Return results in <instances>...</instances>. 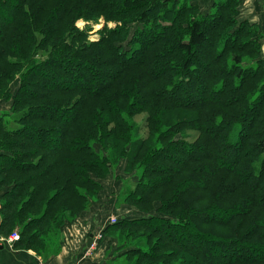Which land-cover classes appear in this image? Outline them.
<instances>
[{"label": "trees", "instance_id": "obj_1", "mask_svg": "<svg viewBox=\"0 0 264 264\" xmlns=\"http://www.w3.org/2000/svg\"><path fill=\"white\" fill-rule=\"evenodd\" d=\"M49 1L8 0L10 10L0 2V29H5L0 30V41L9 33L16 39L10 48L0 44V101L11 95L10 79L22 78L11 120L4 119L11 114L0 115L1 183L10 182L13 173L37 174L9 191L11 200L4 197L13 202L2 205L0 232L25 224L17 247L46 253L57 242L59 220L88 206L90 196L100 188L91 173L111 169L118 152L131 159L134 168L141 152L149 150L146 158L159 165L140 167L142 176L130 193L137 196L133 202L139 206L149 202L143 191L152 195L173 187L163 212L179 217L140 214L111 225L109 229L120 231L145 229L167 241L161 245L158 239L152 249L133 243L128 260L170 264L183 253L187 259L178 264H264V232L260 233L264 231V65L260 60H242L246 48L255 44L249 38L245 41L246 35L256 38L254 27H259L240 19L239 1L217 0L213 7L219 10L211 8L208 13H202L192 0H134L129 1L130 7L110 2L115 17L129 8L134 13L144 9L140 19L152 24L146 23L135 38L141 47L131 50H124L117 38L126 26L107 29L108 35L97 44L70 45L72 36L83 38L85 33L74 28L66 32V27L84 11L67 9L63 3L62 9L51 13ZM192 10L199 13L198 20L191 15L185 20L183 16ZM46 12L49 15L40 24ZM223 27L231 28L226 38H222ZM242 37L244 42L239 43ZM149 42L154 45L147 51ZM255 47L249 51L253 57L261 52V43ZM203 48L214 56L199 57ZM229 51L237 57H227ZM138 67L143 71L131 76L138 85L132 90L124 78ZM199 81L209 85L207 94L197 90ZM80 92L86 98L71 96ZM50 94L57 103L53 108L40 100ZM184 95L190 97L177 101ZM30 101L42 102L33 106ZM21 108L25 109L19 113ZM143 112L153 125L147 137L132 139L136 127L130 119ZM37 120L51 123L50 127L36 125ZM76 124L81 126V137L100 139L111 149L97 151L100 141L75 148L79 141L70 134ZM187 130L198 133L196 143L174 139L175 131ZM154 142L159 145L150 149ZM130 144L135 149H129ZM174 163L179 165L171 166ZM31 179L36 185L27 201L22 200ZM62 198L67 203H60ZM203 224L227 226L235 236L205 238L199 232ZM127 232L131 237L135 231Z\"/></svg>", "mask_w": 264, "mask_h": 264}, {"label": "rangeland", "instance_id": "obj_2", "mask_svg": "<svg viewBox=\"0 0 264 264\" xmlns=\"http://www.w3.org/2000/svg\"><path fill=\"white\" fill-rule=\"evenodd\" d=\"M119 1L120 5H124L123 7H130L131 5L129 4V1H134V0H50V8L48 7V11L51 13L55 12V9H62V5L63 3L66 4L67 3V9L69 6H72L73 10H77L78 12L80 11V9H82L84 11L83 16L77 15L73 23H70L67 27H66V32L71 31L73 32L74 30H78L76 32L80 33V32H84V37H73L69 40V44L70 45H79V44H83V43H92V44H97L99 43V41L106 35H108L107 29H114L117 26H126V29L123 28L124 30H121V32L119 33V35L117 36V38L121 41V45L123 46L124 50H131L132 48L135 47H141L142 44H140V42H137L135 38L138 39L139 36V31H143V29L145 28L146 23L148 25H152L148 22L145 23V21H142L140 19V16L142 15V12L144 11H136V13L131 12L130 8L127 10L129 12L124 13L123 15L121 14L119 17H115L114 13H116L115 7H110L108 4H110V2L112 3H116ZM197 0L192 2H195L196 4H199L198 2H196ZM205 1V0H204ZM217 1V0H216ZM215 1V2H216ZM239 1V11L241 13L240 19L241 20H245V19H249V21H251L252 25L258 23L259 19L256 16V18L254 17L255 15L253 13H251V9L252 8V3H249L246 1L247 0H237ZM0 2L2 3L1 6L4 9H8L10 10L12 3H8V0H0ZM203 2V0H202ZM200 9L202 7V4H199ZM123 7H119V9L123 8ZM211 6H208L206 9H202L201 12L202 13H208L210 10ZM66 9V10H67ZM85 9V10H84ZM118 9V8H117ZM212 10H219V8H216L215 6L212 7ZM221 13H225V11L222 9L220 11ZM49 13L46 12L43 17H41L40 19V24L48 17ZM89 16L85 17V16ZM188 15H191L193 17V19L196 21L198 20V16L199 13L195 12L194 10H192V13H187L185 14L183 17H185V20L188 18ZM138 17V18H137ZM116 18V19H115ZM137 18V19H136ZM185 20H181L182 22H186ZM1 21V20H0ZM164 22V21H163ZM2 25V24H1ZM260 29L257 28L256 26L254 27V36L256 38H254L251 35H246L248 37H242L240 38L239 43L244 42L249 38L251 41H255L254 46H248L245 50V52L242 54V60L244 62H250L252 60L256 61L260 60V62L264 65V35L261 32H264V28H262L261 24H258ZM74 28V30H72ZM231 28H225L223 27V31L222 33V38H226L227 36H229V32H230ZM1 30V29H0ZM1 31H5L4 27ZM138 33V34H137ZM66 34V33H65ZM160 36V34H159ZM221 38V39H222ZM65 39V37H64ZM249 40V41H250ZM2 41V42H1ZM0 41V44H2L5 48H10L11 46H13L15 44V37L14 34L11 35V33H9L8 37H4L3 40ZM153 41V40H152ZM66 42V40H65ZM139 43V44H138ZM154 43V42H153ZM261 43V52L256 51V58H254L253 56H251L252 54L249 53V51H252L251 49L253 47H255L256 44ZM150 44V45H149ZM153 45L151 42L148 43V50L150 51L151 49H153ZM159 45V44H158ZM206 45V44H204ZM1 46V45H0ZM229 47V46H228ZM232 47V46H230ZM258 47V46H257ZM256 48V47H255ZM46 52V51H44ZM90 51L86 52V54H88ZM199 57H202L203 59L209 58V57H213L214 56V52L211 51H207V49L203 48L202 50H200L198 53ZM165 55V54H164ZM227 57H232L236 58L237 54L235 52H228ZM80 56V55H79ZM166 56V55H165ZM209 56V57H208ZM142 57V56H141ZM140 57V58H141ZM226 57V58H227ZM139 58V59H140ZM234 62V61H233ZM241 63V61H240ZM3 69V65L0 64V70ZM143 71L142 67H138L136 69H133L131 73H128L125 75L126 81L125 83L127 85H130L133 89L138 88L137 84L133 82V78H135V76H138L141 72ZM105 73H110L109 72H105ZM131 76H133V78H131ZM128 80V82H127ZM10 81H12L11 83V95L7 96V99L1 100L0 101V115L7 113V114H11L8 116H4V119L6 121H10L11 117L13 115L14 110H16L17 108H15L16 103H17V96L20 94L18 91L21 88V81L22 78L20 75H16L13 76ZM197 85H199L197 87L198 91L204 90L205 94L208 93V89H209V85H206L203 82H198ZM202 89V90H201ZM137 90V89H136ZM40 92H43L42 90H39ZM191 91L187 90V93H190ZM48 94V93H47ZM83 93H76V94H72L71 96H73L74 98H78L79 97H84V94L82 96ZM54 94H50L49 97L42 96L40 100H43V103L50 105L51 108H53L57 103L56 100L53 96ZM23 96V94H22ZM58 96V95H56ZM45 97V98H43ZM190 97V95H187L184 97L180 96L179 99H177V101H184L187 100ZM42 101H30L29 105H40ZM93 104V100H91L89 106L86 107V109L84 110L85 112V116L87 115V113L90 111L91 107ZM80 105H82V102L80 103ZM25 108H21L19 113H22V111H24ZM215 110H219V108L215 107ZM192 113L191 111H184ZM147 112H143L140 114H137L135 117H132L130 119V121L133 123V125L136 127L135 128V132H134V137L132 139H137V138H145L148 135V131H149V127L153 124H148L147 122ZM49 122H45V121H38L36 125L40 126V127H50L49 126ZM75 126H78L77 124ZM106 127H110V126H106ZM81 126H78L75 130H73V132L70 134L71 137H74L75 139H77L79 142L77 144H75V148H78L81 146V144L83 143H88L90 145V143H96L97 141L101 142L100 144H96V150H103L106 149L110 150V148H108V146H106L107 144L104 142L102 143V140L98 139L97 141H93L92 139H87V138H83L80 136V130ZM159 133L163 130L161 128H159ZM174 139L176 141L183 139L186 143L189 144H194L196 143L197 137H198V133L195 131H191V130H187V131H175L174 133ZM34 144V143H33ZM79 144V145H78ZM108 144H110V141L108 140ZM154 145H159L158 142H154L150 145V149L151 147H154ZM82 147V146H81ZM119 147V145L117 146V148ZM33 148H35V146H33ZM1 149V148H0ZM129 149H135V146H133L132 144L129 145ZM149 150H143L141 152V155L139 156L138 159V164L134 165V168H132V166H130V161L131 159H129L128 157L124 158L121 157L122 153L118 152V154L116 155V158L113 161V167L111 169H105L102 170L103 173H96V175H94V172L91 173L92 178L97 181L100 185V188H97L96 190H94V195H91L89 200V205L84 206L82 205V208L79 207V209H81V211H79L76 215L74 216H67L64 220H59L60 222L58 223V225L56 226V232H55V236H56V241L59 240V236L62 235V231L63 230H76V231H84L86 233V238L89 237V234L94 233L93 235H97L98 238H94V240H96V244L98 245L99 242H102V245L108 246V243L110 245H113V251H111L112 253L114 252L113 256L116 257L120 254V256H118V259L114 262L115 264H134V260H128V251H129V247L133 246V243H136L137 246L139 247H144L147 249H152L153 244L156 246V243L158 241V239L162 240V244L164 245L165 243H167V241H164V239L162 238V236L159 235H155L152 234L150 231L145 230V229H138V228H134V229H125L123 231L120 230H113V229H109V227L111 225L117 224L119 223L122 219L124 218H135L137 216H139L140 214H157L158 216H165L169 218H172L170 216H176L179 217V215H175L173 212H163L164 211V205L165 203H167V199H171L173 197V187L171 188H163V189H159L158 191H156L155 193L151 194H145V192H142V195H144V197L149 198V202H147L146 200V204H143L141 206H139L138 204L133 202V199L137 198V196H134V198L132 197L133 195H130V193H132L135 189V185L138 182V179L140 176H142V170L140 167H144V165H150V166H158L159 163L157 161H153L150 160L148 161V159L146 158L147 154H148ZM145 156V157H144ZM121 157V158H120ZM145 159V160H144ZM161 160V158L159 159ZM178 163H174L171 164V166H178ZM170 166V163L168 164ZM128 168H131L130 171L127 170ZM146 167V166H145ZM67 172V169H66ZM37 176V174L35 172L32 171H28L26 174H23V176H17L16 173L12 174V177L10 178V182L7 183H1V177H0V219H1V223L4 220V216H2L3 213H1L2 211V205L4 203H11L13 202L10 201L11 200V196L12 194L9 193V191L14 190V188L18 189L19 188V183H23L25 182V180L28 177L31 176ZM165 176V174H164ZM159 177L162 178V176L159 175ZM33 179L30 180L29 183H27L26 188L28 189V193H25L23 196V199H28V194H29V190H31L35 185H36V181H33ZM249 189H247L248 191ZM141 191L139 190V193L137 194H141ZM246 194V192H245ZM9 198L10 200H6L4 199V197ZM131 198V199H130ZM237 200V199H235ZM65 202L67 203V200L65 198H62L60 203ZM205 204H201V207H203ZM228 204H226L225 206H227ZM214 207V206H213ZM210 208L209 209H215V208ZM85 208V209H83ZM83 209V210H82ZM208 209V210H209ZM17 210V208L13 209V213H15ZM9 213V212H8ZM173 219V218H172ZM62 221H65L64 223ZM212 224V223H211ZM209 225V224H204L201 225V227L199 228V232H201L202 236L207 238V237H211V238H215V237H230V236H235V232L232 228H229L227 226H222V225ZM25 224H20V225H14L13 228H7L6 231H4V234L1 232V238L0 240L2 241V243L4 244V246H7L8 251H15V250H19L22 251L21 248L17 247V243L19 242V240L22 238V232L24 231V229L26 230V228H24ZM47 228H45L46 230ZM91 229L93 231H91ZM204 230V231H203ZM127 231H135L131 237H127L128 235H126L128 232ZM210 231V232H209ZM247 231V230H246ZM5 232H7L8 234L6 235ZM244 233V231H242ZM264 231H261L260 233H263ZM12 235H18L19 239L13 243L9 242V238ZM41 235H45L44 231L42 232ZM151 237L150 242H148L146 236ZM153 235V236H150ZM147 236V237H148ZM232 238V237H230ZM75 239V238H74ZM136 239V240H135ZM59 242V241H58ZM95 244V245H96ZM207 243H205L206 245ZM53 245V243H52ZM94 245V243H93ZM55 246H56V242H55ZM55 246L53 248L49 247L51 250H55ZM109 247V246H108ZM111 249V248H110ZM171 249H173V247H171ZM48 251V250H47ZM180 252V251H179ZM182 258L187 259V256L185 254H181L178 257H175L173 261L170 262V264H178L180 263L182 260ZM145 263V262H144ZM150 264V263H148ZM192 264H195L192 262Z\"/></svg>", "mask_w": 264, "mask_h": 264}, {"label": "crops", "instance_id": "obj_3", "mask_svg": "<svg viewBox=\"0 0 264 264\" xmlns=\"http://www.w3.org/2000/svg\"><path fill=\"white\" fill-rule=\"evenodd\" d=\"M215 1L216 0H203L202 2V0H197L196 2L202 4L200 10H204L208 6H211L209 7L211 9ZM247 2L252 3L253 9H251L250 12L255 15V18L257 16L259 19L257 26L259 27L258 24H261L262 28H264V0H247L246 3ZM91 231L93 230L91 229ZM91 234H89V236ZM97 235L96 237L94 235V238H98ZM58 238L59 242H56L55 250L49 249L44 254H38L33 250H15L10 252L7 246H4V248L0 250V264H115L114 262L121 254L119 253L118 256L114 257V252H111L113 251V245L108 243V247L102 245V242H99L97 245L96 240H94V245L91 248L87 247L89 237L86 238V233L84 231L63 230L62 235Z\"/></svg>", "mask_w": 264, "mask_h": 264}, {"label": "water", "instance_id": "obj_4", "mask_svg": "<svg viewBox=\"0 0 264 264\" xmlns=\"http://www.w3.org/2000/svg\"><path fill=\"white\" fill-rule=\"evenodd\" d=\"M93 243H94V235L91 234L87 241V247L91 248L93 246ZM3 248L4 246L0 244V250H2Z\"/></svg>", "mask_w": 264, "mask_h": 264}, {"label": "built area", "instance_id": "obj_5", "mask_svg": "<svg viewBox=\"0 0 264 264\" xmlns=\"http://www.w3.org/2000/svg\"><path fill=\"white\" fill-rule=\"evenodd\" d=\"M18 239H19V236L18 235H12L9 238V242L10 243H13V242L17 241Z\"/></svg>", "mask_w": 264, "mask_h": 264}, {"label": "bare ground", "instance_id": "obj_6", "mask_svg": "<svg viewBox=\"0 0 264 264\" xmlns=\"http://www.w3.org/2000/svg\"><path fill=\"white\" fill-rule=\"evenodd\" d=\"M256 3V2H255ZM1 245H3L4 246V244L2 243V241H1Z\"/></svg>", "mask_w": 264, "mask_h": 264}]
</instances>
